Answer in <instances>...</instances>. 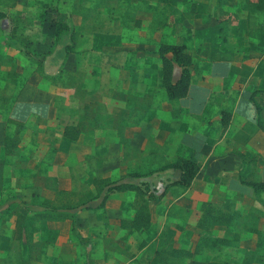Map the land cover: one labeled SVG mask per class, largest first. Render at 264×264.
<instances>
[{
    "label": "crops",
    "instance_id": "0c3cea01",
    "mask_svg": "<svg viewBox=\"0 0 264 264\" xmlns=\"http://www.w3.org/2000/svg\"><path fill=\"white\" fill-rule=\"evenodd\" d=\"M43 1L55 5V0ZM64 1L62 8L53 11L54 18L67 27L61 36L64 44L73 45L75 34L78 40L73 50L79 47V41L84 43L85 58L77 67L84 68L79 75L83 89L74 95L41 77L3 104L0 264H138L139 255L159 243L161 232H165L162 238H169L172 247L192 249L199 235L194 223L196 209L202 201L227 212L243 213L253 207L257 194L239 177L264 180V132L256 125V110L250 99L252 95L262 108L264 120V25H256L252 39L244 30L238 38L228 35L230 28L226 32L218 24L220 9L215 8L219 0H195L199 7L191 17H179L173 25L157 28L150 25L157 15L161 16L159 7L175 0H114L116 5L123 3L117 8L112 0ZM138 23L140 28L135 27ZM112 26H119V32L106 33ZM82 34H86L84 38ZM159 42L184 44L192 57L184 97L166 98L155 52ZM54 57L50 55L48 62L53 63ZM103 59L110 66L101 71ZM112 65H118L119 73L112 71ZM34 69L29 61L30 75ZM179 71L174 64L173 80ZM134 96L142 101L134 104ZM88 102L100 115L93 114L86 125L89 130L84 132L82 121L87 112L91 113L86 110ZM222 111L229 113L224 128L220 124ZM64 126L79 129L76 140L63 136ZM101 128L105 131H99ZM85 133L89 140H85ZM13 136L16 144L7 152L4 138ZM133 151L142 154L140 169L162 166L176 156L199 163L189 186L168 187L153 210L149 208L147 229L121 227L120 221L130 220L133 213L126 193L110 194L99 212H77L76 228L81 240L71 233L69 219H37L27 208L5 202L12 195L23 202L33 197L50 199L56 191L71 189L78 183L91 189L93 177L123 179L127 172L138 170L137 164L128 163L125 157ZM160 174L172 181L179 171L166 169ZM163 187L161 184L158 193ZM170 209L174 218L168 221ZM17 213L24 216V227L15 236ZM223 229L214 226L212 234L230 238L218 234ZM239 238V249L254 248L253 235L243 231ZM211 250L205 247L190 258L179 257L178 263L205 264L213 260Z\"/></svg>",
    "mask_w": 264,
    "mask_h": 264
},
{
    "label": "rangeland",
    "instance_id": "374dc122",
    "mask_svg": "<svg viewBox=\"0 0 264 264\" xmlns=\"http://www.w3.org/2000/svg\"><path fill=\"white\" fill-rule=\"evenodd\" d=\"M54 2L55 5H52V3H46L43 0H16L11 5L10 0H0V10L5 12V17L0 19V53L4 54L5 58L10 57L13 60V64H11L13 66L12 69L16 72L17 70L19 71L17 72L16 76L11 77L8 73L3 74L2 72H9L11 66L9 69L6 65L5 68L0 64V113L2 112V109L4 107L3 104L7 100L16 97L21 89L24 88V86L29 85L30 83L36 84V82H39L38 80L41 77H44V80L46 81L49 80L50 83H54V85H62L66 87L67 89L72 91L74 95L80 94L83 89L79 75L83 73L84 68L82 66L81 68L77 69V67H79L80 63L82 64L81 60L85 58L84 53H86V50L84 47V43L83 41H79V47L75 51L73 50L71 52H65L64 58L62 60L61 51H65V48L70 47V45L68 43L64 44L65 42L60 41L59 37L54 34L53 29L58 21L54 18L55 12L53 11H58L60 8H62V4L64 3L65 5L66 1L55 0ZM112 3H114L113 7L116 8L120 5H123V3L121 2L116 5L114 0H112ZM254 3L255 0H219L220 5L219 7L217 6L215 8L217 9V11L220 9L218 20L219 26L224 28L226 32L230 28L231 32H228V35H232L234 38L241 37V33L244 30L247 36L252 39L255 34L253 33V31L257 28L256 25H264V11L253 8ZM52 6L55 7L53 8ZM197 7H199V4L196 5L195 0H175L171 5H161L159 7L161 16L157 15L153 21V24H151L150 26L152 28H157L161 27L162 25H173L175 21L177 22L179 17L181 19L191 17L192 13ZM102 18L105 19L108 18V16H103ZM13 26H15V30L12 33L11 29ZM148 26L149 25L145 26L146 31L149 30ZM51 27H53V29ZM135 27L140 28L139 23L135 24ZM101 29L105 28L102 26ZM107 29L108 30H106V33H111L112 35L119 32V26H112L108 27ZM146 33L148 34V32ZM82 35L84 38L86 34ZM188 39L189 37L185 38V40ZM75 40H78V36H76V34L72 38L73 45H71L70 48L74 49L75 45H77V43H75ZM191 41L192 40H190L189 43H191ZM57 49L61 50L60 55L56 57V60H53V63L48 62L51 61L48 57H50V55H52V53ZM29 61L34 64V67L36 66V62L41 63V66L33 70V74L31 75L29 73ZM102 62H104L105 65L103 66L101 71L110 66L106 65V59H103ZM111 67L113 69V72L119 73L120 69L118 65H112ZM59 69H61L62 71L60 72V74H58V77L52 79V75L50 74H54L55 76L58 73ZM49 77H51V79H49ZM104 92L105 88L103 87L101 91L102 98H104V95L106 94V92ZM132 101L134 102V104H137L142 101V98L134 96L132 98ZM86 110L91 111V113L86 111L88 115L86 113L85 120L82 121V123L85 122L83 123L85 125V128L86 125H89L88 123L90 122V120H92L94 113L95 115H100L99 113L95 112L93 105L90 102L86 103ZM88 130L89 129L86 128L85 131L84 127H82V131L87 132ZM99 131H105V129L101 128L99 129ZM85 136V140H89V138H87V133H85ZM73 146L74 143H71V147ZM126 154L127 155L125 157L129 160L127 161L128 163L137 164L138 170H135L136 172L143 174L149 173L144 177L131 178L130 180L134 183H144L149 187V189H154L155 194H158V190L160 191L161 189V184L165 185L169 181L168 176L160 174V172L164 171L159 170L161 166H154L150 170H146V168L144 167L140 169L141 162L143 161L142 154L137 151H133V153L128 152ZM101 177H108L111 180H117L116 178L109 175ZM77 181H79L78 178ZM86 188L87 184L78 183L71 189L56 191L52 194L49 200L52 204L55 205H61L64 203L74 204L83 199L84 195L92 190V186L91 189ZM125 195L126 198H128L130 201L132 200L133 195L131 193L127 192ZM156 200L157 199H152L149 201L148 206L149 208H151V210H153V207L156 204ZM19 201L20 199L14 195L8 196L5 200V202H11L16 205H18ZM96 201L97 200H95L94 202ZM216 209L219 212H227L218 208ZM99 211L100 210H97V212ZM171 211V209L167 211L168 221L174 218V214ZM76 214L74 216L75 226L77 219ZM183 216L186 218L185 213H183ZM250 228H258L261 235L264 236V191L261 193L259 192L256 195V202L253 207L246 209L243 211V213L239 214L234 225L224 227L223 230H219L220 233L218 234L227 235L229 237H232L233 234H237L238 236H240L243 231L244 233L248 232V229ZM164 234L165 232H161V234L159 235L160 241L158 244L156 242L154 245H151L150 248H147L143 254L139 255L138 264H179L177 258L172 259L171 257H169L167 258V261L163 262L161 256L159 257L157 255L159 254V250H164V252H167L170 248H172V243L169 238H162V236H165ZM213 235L217 236L215 233ZM237 245L238 241L226 246L218 245L213 247V250H211L209 255L213 257V260L211 262H217L221 264H241L242 260H244L246 256H249L247 255V251L253 250L251 252L253 257L251 258L250 264H264V249L254 250L253 248L242 250L241 248L239 249ZM153 249H155V251L152 253ZM188 264L200 263L195 262Z\"/></svg>",
    "mask_w": 264,
    "mask_h": 264
},
{
    "label": "trees",
    "instance_id": "16d2710c",
    "mask_svg": "<svg viewBox=\"0 0 264 264\" xmlns=\"http://www.w3.org/2000/svg\"><path fill=\"white\" fill-rule=\"evenodd\" d=\"M11 5L16 0H10ZM253 8L257 10L264 11V0H255ZM5 17V12L0 10V19ZM15 26L12 27L11 32L13 33ZM67 30L66 25L61 22H57L54 27V34L59 37L61 41V36L64 31ZM11 37V35H10ZM71 47V46H70ZM67 47L63 52V57L65 52L73 51V48ZM156 54L159 59L160 69H161V87L163 88L166 98L169 100L179 99L184 97L187 93L190 73L189 66L191 65L192 57L185 50L184 44H171L159 42L156 47ZM63 60V58H62ZM13 60L10 57L5 58L4 54L0 53V64L2 67L6 66L10 69L9 72L2 71L3 74L8 73L9 76H16L17 73L12 69ZM176 64L179 66V76L176 80L172 79V70L173 65ZM6 65V66H5ZM41 66L40 62H36L35 69ZM34 69V70H35ZM62 70L59 69L58 73L52 79L58 77ZM5 72V73H4ZM51 79V77H49ZM264 91V89H263ZM256 90L253 91L255 93ZM251 101L253 102L256 110V125L257 127L264 132V120L261 117V108L255 102L252 95L250 96ZM229 119V113L222 111L220 114V124L221 127H226ZM62 134L65 138L69 140H76L79 134V129L74 126H64L62 129ZM16 144V137L4 138V147L7 152ZM165 169H175L179 171L178 178L176 180L169 181L163 187L161 193L155 194L154 189H149V187L144 183H134L131 181V178H141L147 174L138 173V172H127L123 179L111 180L108 177H93L90 179L92 190L87 192L83 199L76 203H64L61 205H55L50 202L49 199H41L37 197L31 198L28 202L19 201L18 206L25 207L33 216L37 219L42 220H53V221H62L65 219L70 220V230L71 233L81 240L79 236L75 222L74 216L76 212L81 210H90L97 211L102 210L104 207V202L107 197L112 193H131L133 198L131 200V208L133 210L130 220L120 221L121 227H125L133 230L147 229L149 227L150 213H149V201L152 199H159L163 193L166 192L168 187L173 185H179L183 187L189 186L190 181L195 176L199 169V163L193 161L187 157L176 156L168 163L162 165L159 170ZM239 181L242 184L249 186L254 194L264 191V180H245L242 177H239ZM97 200L96 202H94ZM196 214L195 226L199 230L198 240L193 245L192 249H185L179 247H172L169 251L164 252V250H159L157 254L161 256L163 262L167 261V258L171 257L172 259L183 258V257H192L195 254L201 253V250L205 247L213 248L215 246L221 245L226 246L230 245L233 242L238 241L240 238L237 234H233L232 237L226 238L222 236H215L212 234V229L214 226H232L236 222L239 212H219L215 206L208 202H200ZM24 227V216L20 213H17L15 216L14 224V234L20 235L21 229ZM248 233L253 235L254 240V250L264 249V236L261 235L260 231L257 228L248 229ZM253 250L247 251V255L242 260L241 264H250ZM264 256V254H263ZM205 264H221L217 262H207Z\"/></svg>",
    "mask_w": 264,
    "mask_h": 264
},
{
    "label": "water",
    "instance_id": "95a60500",
    "mask_svg": "<svg viewBox=\"0 0 264 264\" xmlns=\"http://www.w3.org/2000/svg\"><path fill=\"white\" fill-rule=\"evenodd\" d=\"M56 52V53H55ZM53 54H52V56H56L57 57V52H58V55H60V53L62 52H60V50H56ZM62 57H63V52H62ZM52 60H56V58L54 57Z\"/></svg>",
    "mask_w": 264,
    "mask_h": 264
}]
</instances>
